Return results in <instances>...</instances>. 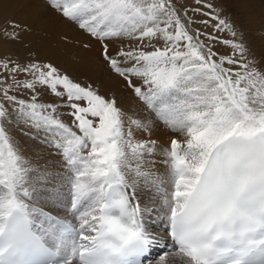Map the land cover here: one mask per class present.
I'll return each instance as SVG.
<instances>
[{"label":"snow or ice","instance_id":"1","mask_svg":"<svg viewBox=\"0 0 264 264\" xmlns=\"http://www.w3.org/2000/svg\"><path fill=\"white\" fill-rule=\"evenodd\" d=\"M196 5L29 0L37 17L51 11L97 41V60L137 104L36 53L0 56V264H154L169 239L190 264H264V45L227 15L228 0ZM189 11L230 32V55ZM11 28L0 40L32 30ZM158 123L184 140L158 145Z\"/></svg>","mask_w":264,"mask_h":264},{"label":"bare ground","instance_id":"2","mask_svg":"<svg viewBox=\"0 0 264 264\" xmlns=\"http://www.w3.org/2000/svg\"><path fill=\"white\" fill-rule=\"evenodd\" d=\"M228 4L230 6L229 15L243 21L246 38L258 48L264 45V0H228ZM13 21L30 25L32 30L22 32L16 41L0 40V56L26 62L29 52L36 53L41 61L52 62L62 70L69 71L77 79L103 80L104 89L114 90L125 108L134 107L137 104L132 100L131 91L124 86L123 81L107 73L102 63L97 60L99 43L91 40L75 24L56 17L51 11H46L43 16L37 17L34 9L29 6V0H0V34L5 30L12 31ZM219 39L223 43L224 40H231L233 37L222 33ZM90 40L91 47L85 49L83 44L89 43ZM231 52L230 46L223 43V49L219 51V54L230 55ZM26 93L22 91L20 96L23 98ZM60 111L67 113L66 108ZM62 119L65 122H71L72 117L64 115ZM174 136L178 140H184L183 135L169 132L157 124L150 139L166 148ZM145 138L148 137L145 136ZM18 139L30 149L35 147L26 137H18ZM39 151L48 160H59L58 157L48 155L47 149L41 148ZM160 157L161 152L157 149V155L153 159L157 160L156 167L163 171L165 165ZM141 195L145 194L141 193ZM162 224L158 219L149 220V226L158 231L163 229ZM168 243V241L162 242L164 244L162 248L161 245L153 250L151 257L154 264L165 253L169 254L168 264H190L187 258H177L175 247L167 250Z\"/></svg>","mask_w":264,"mask_h":264},{"label":"rangeland","instance_id":"3","mask_svg":"<svg viewBox=\"0 0 264 264\" xmlns=\"http://www.w3.org/2000/svg\"><path fill=\"white\" fill-rule=\"evenodd\" d=\"M180 2L181 3H186L189 6L190 9H194L195 7H197L196 0H180ZM209 2H214V0H209ZM202 11L203 12H209V9L203 8ZM189 15L190 16H193L197 20V23L194 25V27L200 28V30L202 32H204V33H210L211 35L216 36L217 38H219L222 33H226V34L231 35L230 32H228L227 30L217 31L215 29V27H214V25L217 23V21L211 19V17H209V16L201 15L199 13H195V12H192V11H189ZM227 15H229V13H227ZM204 20H206L208 22L207 25H204V24H201L200 23V21H204ZM212 48H213V50L215 52L219 53V51L221 49H223V43L220 41V39L219 40L217 39L215 41H212ZM3 71L4 70L2 68H0V73H2ZM18 78H21V77H18ZM28 96H29V94L26 93L23 98H27ZM68 111L69 110L67 109V112ZM68 123H70V122H68ZM158 124H160L162 127L166 128V130L169 131V129L165 125H163L162 123H158ZM169 132H171V131H169ZM50 161H51V159H50Z\"/></svg>","mask_w":264,"mask_h":264}]
</instances>
